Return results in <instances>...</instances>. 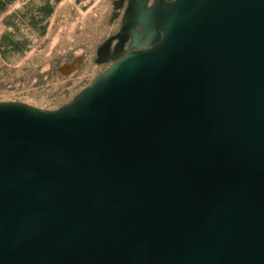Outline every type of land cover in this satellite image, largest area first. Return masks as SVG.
<instances>
[{
    "label": "water",
    "instance_id": "water-1",
    "mask_svg": "<svg viewBox=\"0 0 264 264\" xmlns=\"http://www.w3.org/2000/svg\"><path fill=\"white\" fill-rule=\"evenodd\" d=\"M227 20L234 44L207 51L182 69L159 63V70L152 66L158 62H144L147 73L139 85L132 84L122 98L105 105L101 116L79 128L11 114L38 138L28 147L30 154L70 164L77 196L58 220L46 223V211L31 218L25 231L0 253V264H27L42 255L39 264H50L57 249L79 254L84 263L96 257L86 234L75 242L73 238L92 204L96 160L112 150L110 140L135 157L130 162L134 197L122 203V214H113L129 220L132 233L118 246L110 241L95 245L103 250L102 257L111 253L109 264H120L131 247L134 258L126 264H264V5L247 0ZM213 33L220 32L217 28ZM148 102L149 111L137 122L121 121L134 105ZM163 117L179 119L174 125L178 128L146 131ZM37 144L41 152L54 148L69 162L31 153L29 148ZM41 169L34 166L24 175H12L14 183L6 186L18 184L19 176L29 180ZM107 175L112 178L111 171ZM47 178L50 182L43 185L48 192L43 193L56 190L54 177L45 175L27 183L25 190L32 196L26 201L33 202L36 195L29 185ZM66 180L61 177L60 183ZM2 202L6 215L10 201ZM141 220L150 221L138 230ZM70 232L65 245L61 240ZM84 236L88 241L81 239Z\"/></svg>",
    "mask_w": 264,
    "mask_h": 264
},
{
    "label": "rangeland",
    "instance_id": "rangeland-1",
    "mask_svg": "<svg viewBox=\"0 0 264 264\" xmlns=\"http://www.w3.org/2000/svg\"><path fill=\"white\" fill-rule=\"evenodd\" d=\"M46 1L36 10L29 11L27 18L17 11L7 10V4L0 9V253L25 231L31 218L46 211V223L58 220L67 213L77 196L76 177L70 164L49 163L30 154L27 149L38 138L11 114L79 128L91 118L101 116L105 105L122 98L132 84L139 85V78L147 73L144 61H148L151 54L159 58V53L162 56L169 49L171 53L167 56H175L177 48L186 41L183 37L185 34L193 32L197 35L210 23V36L218 20L227 19L242 7L241 2H247L231 0L228 3L222 1L221 4L215 1L216 4L213 1L207 11L198 6L202 9L194 14L191 12L195 10L192 9L195 0ZM236 2H239L238 5ZM25 23L29 25L24 26ZM170 37L173 38L170 40ZM167 40H170L168 44H172L164 42ZM152 66L161 70L159 63H152ZM128 72L132 74L128 75ZM135 79L138 81L133 82ZM98 98L99 106L96 108L93 103ZM149 104L134 105L121 117V121L137 122L149 111ZM135 110L140 113H133ZM178 122L179 119L163 117L149 125L146 131L153 133L160 127L178 128V125L174 126ZM193 130L194 127L190 128L191 132ZM112 143L111 140L107 142L112 150H105V154H99L96 160L92 204L76 225L73 238L75 242L82 233L86 234L91 239L90 250H94L96 257H90L84 263L79 254L57 249L50 264H109L112 262L111 253L102 257L103 250L95 245L110 241L118 246L132 233L131 222L123 217H113V214H121L122 203L134 197L131 187L134 179L131 170L134 169L130 162L134 161L135 155ZM41 146L34 145L29 151L51 160L69 162V157L54 148L41 152ZM61 150L69 153L65 146ZM34 166H42L41 171L29 180L28 177L19 176L18 184L6 186L14 183L10 181V176L24 175ZM110 171L111 179L107 175ZM97 173H100L99 177ZM48 174L54 177L56 190L50 194L43 193L48 192L43 185L50 182L48 178L35 182L28 187L36 193L34 200L26 201L32 196L30 191L25 190L27 183ZM61 177H67L65 184L60 183ZM114 182L127 186L121 187ZM7 199L10 210L4 215L2 201ZM149 221L141 220L138 230ZM119 226L124 231L113 232ZM81 239L88 241L85 236ZM63 240L61 242L66 245L68 240ZM134 251L135 248L131 247L127 258L120 264L129 263L134 258ZM140 252L143 254V251ZM159 258L160 255L157 260ZM39 260L44 261V256L27 264H39Z\"/></svg>",
    "mask_w": 264,
    "mask_h": 264
},
{
    "label": "bare ground",
    "instance_id": "bare-ground-1",
    "mask_svg": "<svg viewBox=\"0 0 264 264\" xmlns=\"http://www.w3.org/2000/svg\"><path fill=\"white\" fill-rule=\"evenodd\" d=\"M182 2H184L183 0H181ZM188 1V0H187ZM190 1V0H189ZM213 1L215 2H219V3H221L222 4V1H223V3H228V2H230L231 0H221V2L220 1H217V0H195L194 2H193V4H194V7L192 8V9H194L195 8V10H193L191 13H193L194 12V14H195V12H197L198 11V9H199V7L198 6H201V7H203V8H205V10L206 9H208V5L209 4H212L213 3ZM240 1H242V0H240ZM239 1V2H240ZM251 3H253V4H261V5H264V0H249ZM182 2H178L179 4H181ZM197 4H196V3ZM215 2V3H216ZM239 2H236V4L238 5V3ZM246 2V1H245ZM177 3V4H178ZM217 4V3H216ZM240 4H244V3H240ZM228 5V4H227ZM235 5V4H234ZM175 6V5H174ZM215 6V4L213 5V7ZM232 6V5H231ZM236 6V5H235ZM176 7V6H175ZM174 7V8H175ZM216 7V6H215ZM214 7V8H215ZM222 7V6H221ZM225 7V6H224ZM234 7V6H233ZM173 7H172V9H174ZM177 8V7H176ZM210 8V7H209ZM219 8V7H218ZM229 8H232V7H230L229 6ZM236 8V7H235ZM240 8V7H239ZM200 9H202V8H200ZM199 9V10H200ZM219 9H221V8H219ZM223 9H225V8H223ZM222 9V10H223ZM176 10V9H175ZM221 10V11H222ZM201 11V10H200ZM207 11V10H206ZM205 11V12H206ZM218 12H219V10H218ZM234 12V11H233ZM204 13V12H203ZM202 13V14H203ZM210 13V12H209ZM208 13V14H209ZM213 13V12H212ZM211 13V14H212ZM206 14V13H205ZM208 14H206V15H208ZM216 14H217V12H216ZM222 14V13H221ZM226 14V13H225ZM204 15V14H203ZM214 15V14H213ZM222 15H224V14H222ZM231 15V14H230ZM209 16H211V15H209ZM228 16H226V18H227ZM171 18V17H170ZM193 18H194V16H193ZM202 18H204V17H202ZM206 18V17H205ZM197 19V18H196ZM202 20V19H201ZM211 20V19H210ZM171 21V20H170ZM185 21H186V19H185ZM189 21V20H188ZM219 21V22H218ZM217 22L218 23H216V27L218 28V32H220V33H218L216 36H215V34L213 33V34H211V32H210V36H209V26H210V23L208 24V25H206L204 28H202L203 30L201 31V28H200V31H201V33H199V34H193V32H189L188 34H185L183 37L186 39V41L184 42V45H182V46H180V47H178V46H175V48L176 47H178L177 48V53H175L176 55L175 56H172V57H168L167 55H168V53H171V52H169V49L167 50L168 52H167V54H166V52H165V54L164 55H162L161 56V53H159L160 55H158V57L159 58H157V57H155V56H153L152 54H151V56H149V58L147 59L148 61H144V62H158V63H160V64H162L163 66H164V68H173V69H182V68H185V67H189V66H191L202 54H204L205 52H207V51H218V50H220L221 48H223V47H225L226 45H230L231 43H233L234 44V42H236V39H233V35H232V29H228L229 27H228V20L226 19H221V20H218ZM166 22V21H165ZM169 22V21H168ZM183 23H184V21H182ZM194 22V21H193ZM167 23V22H166ZM189 23V22H188ZM201 23H203V22H201ZM200 24V23H199ZM192 25H193V23H192ZM212 25H214L215 26V24L213 23ZM167 26H168V24H167ZM234 26H236V25H234ZM199 27V26H198ZM200 27H202V26H200ZM185 28V27H184ZM212 28H214V27H212ZM211 28V29H212ZM216 28V29H217ZM241 28V25L240 24H238L237 26H236V28L235 29H237V31L239 32V34H240V29ZM194 29V28H193ZM197 29V28H196ZM215 29V30H216ZM215 30H214V32H215ZM195 31V30H194ZM212 31V30H211ZM183 33V32H182ZM221 35H223V38H221L220 36ZM176 37H178V36H176ZM173 38V37H172ZM171 37L170 38H168V39H172ZM170 40H167V41H164V42H167V44H168V41H170ZM233 40H234V42H233ZM206 41H207V44H206ZM232 41V42H231ZM179 43V42H178ZM186 43V44H185ZM172 43H170V44H168V45H171ZM206 44V45H205ZM165 45V44H164ZM163 45V46H164ZM174 46V45H173ZM167 47V46H166ZM172 48V47H171ZM161 49V48H160ZM160 49H158V50H160ZM172 49H174V48H172ZM172 49H171V51H172ZM157 50V51H158ZM163 50H164V48H163ZM156 50H155V52H157ZM161 51V50H160ZM165 51V50H164ZM163 51V52H164ZM154 52V53H155ZM159 52V51H158ZM163 54V53H162ZM155 55V54H154ZM166 55V56H165ZM171 55V54H170ZM198 57V58H197ZM197 58V59H196ZM151 59H153V60H151ZM143 62V61H142ZM52 115V114H51ZM136 116V115H135ZM47 117H50V115L49 114H47ZM174 127V126H173ZM31 152V151H30ZM33 153V152H32ZM60 157V156H59ZM64 159V158H63ZM69 161V160H68ZM65 162V161H64ZM122 214V213H121ZM69 235H70V233H68ZM68 234H66L65 236H64V240L63 241H67V242H69V239H70V237L69 238H67L68 237ZM65 241V242H66ZM143 254H141V252L140 253H138L137 254V258H139V259H141V258H143ZM153 262V261H152Z\"/></svg>",
    "mask_w": 264,
    "mask_h": 264
},
{
    "label": "crops",
    "instance_id": "crops-1",
    "mask_svg": "<svg viewBox=\"0 0 264 264\" xmlns=\"http://www.w3.org/2000/svg\"><path fill=\"white\" fill-rule=\"evenodd\" d=\"M45 1L46 0H0V9H2L7 4V10L17 11L19 14H22L23 18H27L29 16V11L36 10L39 6L47 2ZM28 25L29 24L27 23L24 24V26Z\"/></svg>",
    "mask_w": 264,
    "mask_h": 264
}]
</instances>
